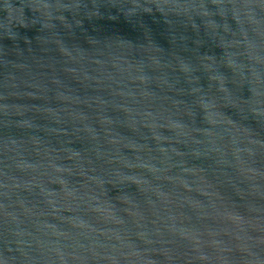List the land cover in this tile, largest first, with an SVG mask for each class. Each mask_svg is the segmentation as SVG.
Segmentation results:
<instances>
[{"label": "water", "instance_id": "obj_1", "mask_svg": "<svg viewBox=\"0 0 264 264\" xmlns=\"http://www.w3.org/2000/svg\"><path fill=\"white\" fill-rule=\"evenodd\" d=\"M0 264H264V0H0Z\"/></svg>", "mask_w": 264, "mask_h": 264}]
</instances>
